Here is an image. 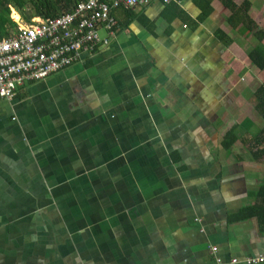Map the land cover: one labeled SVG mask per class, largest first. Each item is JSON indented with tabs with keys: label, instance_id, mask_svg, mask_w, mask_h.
Returning <instances> with one entry per match:
<instances>
[{
	"label": "crops",
	"instance_id": "1",
	"mask_svg": "<svg viewBox=\"0 0 264 264\" xmlns=\"http://www.w3.org/2000/svg\"><path fill=\"white\" fill-rule=\"evenodd\" d=\"M244 1L252 30L220 0L118 7L108 45L0 98V264L264 252L257 219H233L264 182L252 155L264 69L248 57L264 48V0Z\"/></svg>",
	"mask_w": 264,
	"mask_h": 264
},
{
	"label": "built area",
	"instance_id": "2",
	"mask_svg": "<svg viewBox=\"0 0 264 264\" xmlns=\"http://www.w3.org/2000/svg\"><path fill=\"white\" fill-rule=\"evenodd\" d=\"M152 0H78L69 11L57 16L14 19L16 27L0 39V98H12L19 86L43 79L48 75L82 61L84 53L91 54L108 45L115 34L116 20L111 14L118 7L147 6ZM167 4L170 0H161ZM16 11V10H15ZM17 12V11H16ZM104 30V36L100 34ZM216 264L227 262L216 255ZM244 264H264V252L244 257Z\"/></svg>",
	"mask_w": 264,
	"mask_h": 264
},
{
	"label": "trees",
	"instance_id": "3",
	"mask_svg": "<svg viewBox=\"0 0 264 264\" xmlns=\"http://www.w3.org/2000/svg\"><path fill=\"white\" fill-rule=\"evenodd\" d=\"M78 0H0V39L9 35L16 27V23L11 16V9L16 10L20 16L29 20L34 16L44 18L54 17L63 11H69ZM223 6L229 11L227 22L232 27L241 25L244 28L252 30L255 27L254 22L248 16L249 3L242 2L236 5L233 0H220ZM255 36L260 42L264 37V31L256 30ZM251 63L259 70L264 69V48L258 44L248 53ZM256 99L255 110L264 120V81L254 91ZM235 139L234 131L225 136V144L230 146ZM256 150L252 152L253 158L264 160V147L258 148V145L264 142V126L254 137ZM256 201L252 204L244 205L239 209L233 219H245L255 217L258 221L259 230L264 232V182L256 190Z\"/></svg>",
	"mask_w": 264,
	"mask_h": 264
},
{
	"label": "rangeland",
	"instance_id": "4",
	"mask_svg": "<svg viewBox=\"0 0 264 264\" xmlns=\"http://www.w3.org/2000/svg\"><path fill=\"white\" fill-rule=\"evenodd\" d=\"M17 13L18 12H16L15 10H14V12H12V16L14 17V19H17ZM18 16H19L20 19L22 18V17H20L19 13H18ZM22 19H24V18H22ZM24 20H26V19H24ZM103 33H104V30H100V34L103 35Z\"/></svg>",
	"mask_w": 264,
	"mask_h": 264
}]
</instances>
